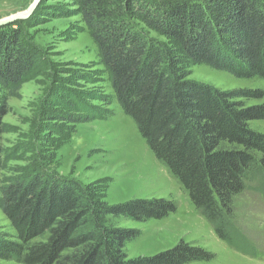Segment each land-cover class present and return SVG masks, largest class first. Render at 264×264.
<instances>
[{
  "label": "trees",
  "instance_id": "obj_1",
  "mask_svg": "<svg viewBox=\"0 0 264 264\" xmlns=\"http://www.w3.org/2000/svg\"><path fill=\"white\" fill-rule=\"evenodd\" d=\"M94 40L113 98L135 123L154 157L177 178L216 236L234 245L233 201L245 180L264 173L261 88L220 90L187 78L171 49L133 20L167 38L180 57L236 78L264 80L261 0H73ZM35 62L12 24L0 27V86L15 96ZM0 104V114L5 111ZM257 176V177H258ZM103 186L48 175L40 167L4 178L0 210L13 235L0 234V259L20 264H188L214 254L179 241L150 256L128 258L140 230L113 219L159 220L175 212L164 198L109 204Z\"/></svg>",
  "mask_w": 264,
  "mask_h": 264
},
{
  "label": "rangeland",
  "instance_id": "obj_2",
  "mask_svg": "<svg viewBox=\"0 0 264 264\" xmlns=\"http://www.w3.org/2000/svg\"><path fill=\"white\" fill-rule=\"evenodd\" d=\"M35 0H0V21L25 13ZM167 3L170 0H156ZM264 3V0H261ZM73 0H39L26 18L12 24L35 54V62L17 95L0 86V184L4 178L40 167L48 175L103 186L109 204L138 198H164L176 210L159 220L113 219L120 227L140 230L125 244L128 258L150 256L179 241L214 254L188 264H264V173L245 180L247 188L233 201L230 222L234 245L219 239L169 169L148 148L133 120L113 98L97 46L76 13ZM149 38L171 49L187 78L220 90L261 88L264 80L242 79L180 57L167 38L133 20ZM259 100L246 105L262 104ZM249 126L264 134V120ZM258 176V177H257ZM13 235L0 210V234ZM0 264H20L0 259Z\"/></svg>",
  "mask_w": 264,
  "mask_h": 264
},
{
  "label": "water",
  "instance_id": "obj_3",
  "mask_svg": "<svg viewBox=\"0 0 264 264\" xmlns=\"http://www.w3.org/2000/svg\"><path fill=\"white\" fill-rule=\"evenodd\" d=\"M38 2H39V0H35L34 3L31 5V7L25 13L11 17V18L4 20V21H0V25L10 23V22L14 21L15 19H22V18L28 17L33 12V10L37 6Z\"/></svg>",
  "mask_w": 264,
  "mask_h": 264
}]
</instances>
